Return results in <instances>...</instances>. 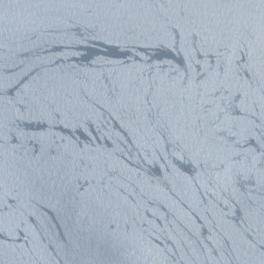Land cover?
Returning a JSON list of instances; mask_svg holds the SVG:
<instances>
[{"label":"water","instance_id":"obj_1","mask_svg":"<svg viewBox=\"0 0 264 264\" xmlns=\"http://www.w3.org/2000/svg\"><path fill=\"white\" fill-rule=\"evenodd\" d=\"M0 264H264V0H0Z\"/></svg>","mask_w":264,"mask_h":264}]
</instances>
